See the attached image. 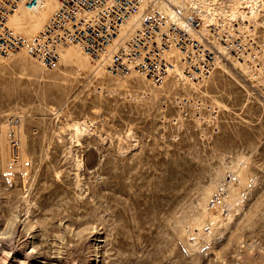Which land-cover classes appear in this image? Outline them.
I'll use <instances>...</instances> for the list:
<instances>
[{
	"label": "rangeland",
	"instance_id": "rangeland-1",
	"mask_svg": "<svg viewBox=\"0 0 264 264\" xmlns=\"http://www.w3.org/2000/svg\"><path fill=\"white\" fill-rule=\"evenodd\" d=\"M258 18L227 34L263 46ZM82 54L85 73L0 60V264H264V62L229 53L226 73L192 87L178 66L156 88ZM74 121L89 128L79 141Z\"/></svg>",
	"mask_w": 264,
	"mask_h": 264
},
{
	"label": "built area",
	"instance_id": "built-area-1",
	"mask_svg": "<svg viewBox=\"0 0 264 264\" xmlns=\"http://www.w3.org/2000/svg\"><path fill=\"white\" fill-rule=\"evenodd\" d=\"M46 0H0V55L7 56L24 44L21 35L13 33L7 21L21 8L36 10ZM58 9L34 40L30 54L47 69L60 65L61 53L69 46H79L111 73L124 75L132 71L163 83L174 68L176 60L171 49L182 52L179 67L191 80L200 81L210 76L222 52L221 44L234 53L242 49L251 54V61L261 67L264 45H241L230 42L228 24L218 19L208 26L197 12L181 15L184 25L168 20L158 10L150 8L138 19L139 28L132 34L123 25L138 12L141 0H56ZM181 13V11H178ZM210 28L214 36L202 33ZM235 45L232 47V45ZM256 46V47H255Z\"/></svg>",
	"mask_w": 264,
	"mask_h": 264
},
{
	"label": "bare ground",
	"instance_id": "bare-ground-1",
	"mask_svg": "<svg viewBox=\"0 0 264 264\" xmlns=\"http://www.w3.org/2000/svg\"><path fill=\"white\" fill-rule=\"evenodd\" d=\"M151 6H152L153 10L154 9L158 10L168 20L175 21V22H177L180 25H184V18L181 15L185 14V16H186V15H189L191 13L197 12L200 15V17L205 19V22L208 24V26L217 24L218 22H216V21L218 19H223L226 22H227V20H231V21H235V22L238 21L239 25H240L238 27V30H240V32H242V31L244 32L246 29L250 28L251 25L256 24L258 22V19H259L258 18V14H260V9L264 8V0H141V6H140L139 11L134 13L131 16L130 20H128V22L123 25V29H124V32H126V34H127V32L132 34L137 28H139L140 24L138 22V19L141 17L142 13H144L145 11H148ZM57 9H58V3L56 2V0H46L43 3V5L40 8L36 9V10H29L27 8H21L18 11H16L12 16H10V18L7 21V26L10 28V30L13 33L19 34V35L22 36V38L24 39V44H23L22 47H20L19 50L15 51V52H12V53H8L7 56L0 55V57H1L0 60H3L4 64H5L6 60L2 59V57H7L6 59L8 60L9 58H11V56H14L15 58L19 57L22 60V59H25L24 57L26 55V56H30L31 59H33L34 61H37V63H39V65H41L42 68L44 67L46 70L51 71V70L57 69L59 66L57 68H55V69H47L38 59H35L30 54V48L33 46L34 40L37 38L39 33L44 29V27L46 26L48 21L52 18V16L55 14ZM178 11H181V13H179ZM183 11H185L184 14H183ZM202 33L207 34L209 36V38L211 36L212 37L214 36L213 31L210 28H208V27L207 28L205 27L204 30L202 31ZM229 37H231L229 39H230V42H232V43L236 40V37L233 38L232 35H229ZM237 39H238V41H240L241 45H245L246 44V43H244L245 41H242L241 38H237ZM252 43H254V42L252 41ZM216 45H217L218 49L222 52V56L218 59V61L216 63L215 70L217 68H219V71L225 72V73H226V71H228V67L226 65H224V62H227L228 59H230L229 53H233L234 57H235L234 59L236 60L237 59L236 57L242 58L248 52V51H244L245 49L244 50L242 49V53L241 54L234 53V52H232L234 50H230V48L228 49V48H226L225 46H222L219 43L216 44ZM234 46L235 45L233 44L232 47H234ZM73 47H79V46H69L66 49H64V51L61 53L60 61H62V62L65 61V63H67L70 67L75 68L78 71H83V73H85V68H87V66H85V62L87 63L88 60H85V59H87V57L83 56L82 53H84L88 57H90V56L88 54H86L82 50V48L79 47V50H76L77 48L75 49ZM170 51H171V55L176 60V64L174 65V68L169 72V74H168V76H167L165 81H167V79L171 76L172 73H176V75H179L180 77H182L181 73L178 70V66H179L178 62L182 58V52L180 50L176 49V48H173ZM16 53H18V54H16ZM68 55H69V58L66 59L65 57H67ZM238 60H240V59H238ZM10 61H11V59H10ZM8 63H9V61L7 62V64ZM21 65H23V64H21ZM99 65H101V64L99 63ZM102 66L106 67V65H102ZM101 69L102 68H100V70ZM133 72L134 71H132V73ZM64 74H66V73H64ZM136 74H138V75H140V77H142L144 79L146 78L148 81L152 82L153 86H155L156 88H161L163 86L164 82H165L164 81L163 83H156V82L152 81L150 78L146 77L143 74H140V73H136ZM126 75H128V74H126ZM96 76H97V79H102V77H104V74H103V72H99L98 71ZM210 76H208L205 79L208 80V78ZM180 79L184 80L183 82H185V84L188 83L192 87H195L196 84L198 83L196 80H191L185 75H184V77H182ZM194 81H196V82H194ZM200 81L202 82V80H200ZM176 85H177V82H176ZM67 127L71 129L72 138L76 139V141H79L80 137L83 134H85V132H88V129H89L88 126H87V123L85 121H83V122L74 121L71 124H67ZM19 128L20 127H17V126H13L12 127V130L14 131V133H16L14 135L15 138L18 137L17 133L19 134ZM6 129H8V128H6ZM20 135H21V133H20ZM2 150H3V167L6 170L13 169L14 160H11V155L12 154L10 155V153H13V151H10L11 148H9V147L8 148L4 147ZM27 158H28V156L26 157V154L24 153L23 154V159H22L23 162H24V165H25V160ZM81 162H78L77 166H80ZM25 175H27V174H25ZM220 175H221V173H220ZM242 175H243V173H242ZM245 177H242V178H245ZM229 184H230V182H229ZM226 192H227V196L228 197L229 196H234L235 193H236L234 185L233 184L232 185H228ZM212 193H213L212 190H208L206 192L205 196L202 198V200L200 199L201 200L200 205H201V207H202V209L204 211V218L209 220L210 222H215L216 221V218L214 216L215 213L211 212L213 209L210 211L209 208H208V202H209L210 198L212 197ZM222 202H223V204H226L225 200H223ZM215 204H216V201H213V203L211 205V208H214L216 206ZM198 207H199V205H198ZM221 218H222V216L220 217V219ZM169 220H171V219H169ZM223 223H224V221H223ZM170 224H172V223L170 222ZM177 225H179V224H177ZM174 227H177L176 224H175V226H173V228ZM173 228H172V230H173ZM178 229L179 228H177L176 230H178ZM165 230H166V228H165ZM176 230H173V231L176 232ZM30 247H31L30 248L31 251H30L29 254L40 253V252H38L40 245H37L36 242H34V241L32 242L31 241V246ZM40 249H41V247H40ZM0 251L2 252V256L4 254H7V255L9 254V252H4L3 250H0ZM40 254H42V253H40Z\"/></svg>",
	"mask_w": 264,
	"mask_h": 264
}]
</instances>
